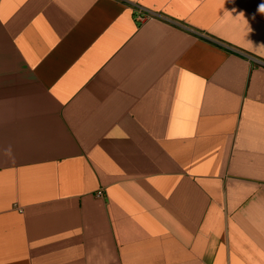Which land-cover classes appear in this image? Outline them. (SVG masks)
Wrapping results in <instances>:
<instances>
[{"label": "crops", "instance_id": "obj_1", "mask_svg": "<svg viewBox=\"0 0 264 264\" xmlns=\"http://www.w3.org/2000/svg\"><path fill=\"white\" fill-rule=\"evenodd\" d=\"M261 5L0 0V264H264Z\"/></svg>", "mask_w": 264, "mask_h": 264}, {"label": "built area", "instance_id": "obj_2", "mask_svg": "<svg viewBox=\"0 0 264 264\" xmlns=\"http://www.w3.org/2000/svg\"><path fill=\"white\" fill-rule=\"evenodd\" d=\"M135 12H136V15H135V21L138 22V23H143L147 20H153L155 18H157L156 15L150 13V12H147L141 8H134ZM103 195L102 191H99L97 192L96 196L98 198H101Z\"/></svg>", "mask_w": 264, "mask_h": 264}, {"label": "clouds", "instance_id": "obj_3", "mask_svg": "<svg viewBox=\"0 0 264 264\" xmlns=\"http://www.w3.org/2000/svg\"><path fill=\"white\" fill-rule=\"evenodd\" d=\"M259 10L264 11V5H261Z\"/></svg>", "mask_w": 264, "mask_h": 264}]
</instances>
